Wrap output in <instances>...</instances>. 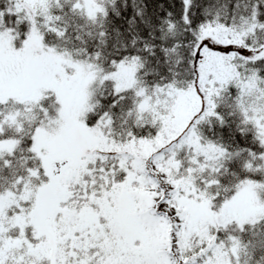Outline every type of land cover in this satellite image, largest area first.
Wrapping results in <instances>:
<instances>
[{
	"label": "snow or ice",
	"instance_id": "obj_1",
	"mask_svg": "<svg viewBox=\"0 0 264 264\" xmlns=\"http://www.w3.org/2000/svg\"><path fill=\"white\" fill-rule=\"evenodd\" d=\"M0 264H264V0H0Z\"/></svg>",
	"mask_w": 264,
	"mask_h": 264
}]
</instances>
